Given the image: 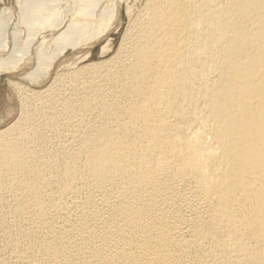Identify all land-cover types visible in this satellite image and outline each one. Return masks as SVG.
<instances>
[{
    "label": "bare ground",
    "instance_id": "obj_1",
    "mask_svg": "<svg viewBox=\"0 0 264 264\" xmlns=\"http://www.w3.org/2000/svg\"><path fill=\"white\" fill-rule=\"evenodd\" d=\"M11 2L0 264H264V0Z\"/></svg>",
    "mask_w": 264,
    "mask_h": 264
},
{
    "label": "rangeland",
    "instance_id": "obj_2",
    "mask_svg": "<svg viewBox=\"0 0 264 264\" xmlns=\"http://www.w3.org/2000/svg\"><path fill=\"white\" fill-rule=\"evenodd\" d=\"M12 0H0V17L2 16V18L3 19H1V21L2 22H0L3 26H6V24H8L7 25V27H9V25H10V27L8 28V31L9 32H11V30H13L12 28H13V24L15 25L17 22H18V20H17V16H15L14 15V13L16 12V9L14 10V9H12V11L10 10L9 12H6L5 10H7L8 8H9V6L11 5V2ZM33 1V2H32ZM60 1V0H59ZM62 1V0H61ZM63 1H65V0H63ZM35 2V3H34ZM56 2H58V0H31V3H30V5H32L31 7H32V12H30V14H28L27 16V19L26 20H28L29 19V21H25L24 19H25V17H23L22 18V20H24V22H28V25H27V23H26V25L28 26V28L30 29V25H32V23H35V21H36V23L38 22V20H39V22H41L40 21V19H41V14L43 13V10H44V12L46 11H48L49 9L50 10H52L54 7H55V4H56ZM69 2H71V1H69ZM46 3V4H45ZM50 3V4H49ZM29 4V3H28ZM47 4H49V5H47ZM54 4V5H53ZM40 5V6H39ZM43 5V6H42ZM35 6V7H34ZM47 7V8H46ZM41 8V9H40ZM43 8V9H42ZM46 9V10H45ZM13 10H14V12H13ZM18 11V10H17ZM38 11V12H37ZM6 12V13H5ZM5 13V14H4ZM19 14H20V11L16 14V15H18L19 16ZM33 15V17L31 18V16ZM4 16V17H3ZM29 16H30V18H29ZM37 16H38V18H39V16H40V18L38 19L37 18ZM8 17V18H7ZM15 17V18H14ZM15 19V20H12V19ZM12 20V21H11ZM17 20V21H16ZM16 21V22H15ZM8 22V23H7ZM38 22V23H39ZM0 24V31H1V25ZM11 24H12V26H11ZM18 24V23H17ZM27 26H26V34L28 35V36H30L31 35V32L28 34L27 32H29V30H28V28H27ZM33 26H35V24L33 25ZM10 29V30H9ZM51 29V28H50ZM47 31V32H46ZM48 33V34H47ZM49 33H50V31H48V30H45L41 35V37L43 38V39H41V40H45V39H47V36H44V35H49ZM25 34V36L28 38V36ZM27 38H26V40H24V42H22V44L20 45V48H16V50L19 52H16V53H14L13 54V57H18L17 55H21V52H24L25 50H26V46H27ZM45 38V39H44ZM26 41V42H25ZM39 41V40H38ZM40 42H42L43 43V41H40ZM40 42H38V45L40 46V45H42V43H40ZM26 43V44H25ZM40 43V44H39ZM35 45V44H34ZM46 50H47V48L45 49V54H46ZM21 51V52H20ZM98 51V50H97ZM42 55H44V52L42 53ZM47 55V54H46ZM46 55L44 56V58L46 57ZM41 57H43V56H41ZM40 57V58H41ZM39 58V59H40ZM44 58H41V59H44ZM37 60L38 62H37V64H39V62H40V60ZM36 64V65H37ZM1 68V70H4V68L2 69V67H0ZM4 75V74H3ZM3 75H1L0 76V131L1 130H3V129H6L9 125H11L13 122H14V119L16 120V118H17V116H18V114H19V105H18V101H17V99H16V97H14L15 95H14V93H13V91H12V89L9 87V85H7L8 84V80L10 81V79H8L7 77H5V76H3ZM8 79V80H7ZM13 93V94H12ZM17 103V104H16ZM13 109H15V110H13ZM10 110H11V112H10ZM12 110H13V113L14 112H16V113H12ZM17 110V111H16ZM12 113V114H11ZM18 113V114H17ZM10 115V116H9ZM10 117V118H9Z\"/></svg>",
    "mask_w": 264,
    "mask_h": 264
}]
</instances>
